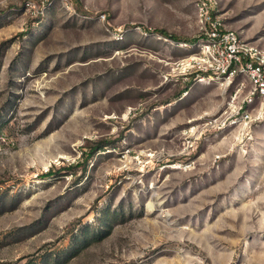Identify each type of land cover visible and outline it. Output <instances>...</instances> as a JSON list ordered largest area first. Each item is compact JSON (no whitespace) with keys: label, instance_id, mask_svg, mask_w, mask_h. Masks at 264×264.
<instances>
[{"label":"rangeland","instance_id":"obj_1","mask_svg":"<svg viewBox=\"0 0 264 264\" xmlns=\"http://www.w3.org/2000/svg\"><path fill=\"white\" fill-rule=\"evenodd\" d=\"M196 2L0 0V264H264V118L181 67Z\"/></svg>","mask_w":264,"mask_h":264},{"label":"built area","instance_id":"obj_2","mask_svg":"<svg viewBox=\"0 0 264 264\" xmlns=\"http://www.w3.org/2000/svg\"><path fill=\"white\" fill-rule=\"evenodd\" d=\"M196 16L202 37L190 44L196 51L180 63L181 67L212 81L231 83L243 76L248 90L237 108L240 119L264 118V49L227 27L211 0H197Z\"/></svg>","mask_w":264,"mask_h":264},{"label":"trees","instance_id":"obj_3","mask_svg":"<svg viewBox=\"0 0 264 264\" xmlns=\"http://www.w3.org/2000/svg\"><path fill=\"white\" fill-rule=\"evenodd\" d=\"M159 33H161L162 35H168V34H166V32L164 30H159ZM170 37H172L173 40L175 39V41L178 40L177 37H174V36H171V35H170ZM188 41L193 43L195 40L189 39ZM104 147H105V145H100V146H98V149L99 150H103Z\"/></svg>","mask_w":264,"mask_h":264}]
</instances>
